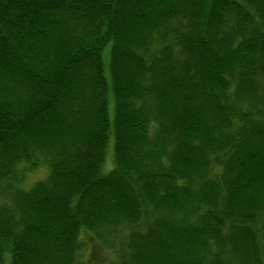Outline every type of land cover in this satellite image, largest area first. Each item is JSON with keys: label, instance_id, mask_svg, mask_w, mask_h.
<instances>
[{"label": "trees", "instance_id": "1", "mask_svg": "<svg viewBox=\"0 0 264 264\" xmlns=\"http://www.w3.org/2000/svg\"><path fill=\"white\" fill-rule=\"evenodd\" d=\"M0 264H264V0H0Z\"/></svg>", "mask_w": 264, "mask_h": 264}, {"label": "rangeland", "instance_id": "2", "mask_svg": "<svg viewBox=\"0 0 264 264\" xmlns=\"http://www.w3.org/2000/svg\"><path fill=\"white\" fill-rule=\"evenodd\" d=\"M108 58V52L107 49L104 50V59L107 60ZM110 113H111V107H110ZM112 145H113V139H110L109 141V146H108V156H107V162L105 163V168H109L112 164ZM48 174V168L47 167H41L38 168L34 171H32L31 173L27 174L25 180L23 181V183L21 184V187L25 188V189H30L34 183L40 179H44L46 177V175ZM101 250H104L103 248H101ZM105 255H107V252L104 250Z\"/></svg>", "mask_w": 264, "mask_h": 264}]
</instances>
